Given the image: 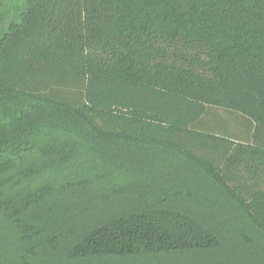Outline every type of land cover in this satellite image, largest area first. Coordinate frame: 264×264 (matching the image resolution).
<instances>
[{
  "label": "trees",
  "instance_id": "16d2710c",
  "mask_svg": "<svg viewBox=\"0 0 264 264\" xmlns=\"http://www.w3.org/2000/svg\"><path fill=\"white\" fill-rule=\"evenodd\" d=\"M0 264H264V0H0Z\"/></svg>",
  "mask_w": 264,
  "mask_h": 264
},
{
  "label": "crops",
  "instance_id": "0c3cea01",
  "mask_svg": "<svg viewBox=\"0 0 264 264\" xmlns=\"http://www.w3.org/2000/svg\"><path fill=\"white\" fill-rule=\"evenodd\" d=\"M205 128L217 131L220 128V122L224 121L225 131L234 134H245L243 123L248 120L245 116L226 110L221 107H209L207 114L201 119Z\"/></svg>",
  "mask_w": 264,
  "mask_h": 264
}]
</instances>
